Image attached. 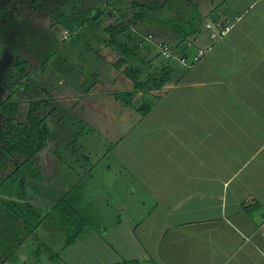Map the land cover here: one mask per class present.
<instances>
[{
  "label": "crops",
  "instance_id": "obj_1",
  "mask_svg": "<svg viewBox=\"0 0 264 264\" xmlns=\"http://www.w3.org/2000/svg\"><path fill=\"white\" fill-rule=\"evenodd\" d=\"M2 1L11 14H26L37 28L60 33V41L66 32L71 37L63 42L80 38L86 55L78 64L70 58L63 63L75 66L65 71L59 90L66 113L79 107L85 113L77 117L79 125L96 127L94 116H107L100 107L120 103L125 120L118 124L132 121L125 133L135 130L150 149L139 179L149 205H118V211L138 215L128 232L134 255L112 264H264V0H61L68 6L63 24L52 14L56 0L47 3L44 16L30 1ZM135 1L164 2L154 13L163 24L139 22L136 30L109 32L132 17ZM216 21L233 27L196 65L157 55L156 43L164 41L191 58L208 43L203 23ZM2 23L6 32L8 22ZM195 36L200 41L185 47ZM120 58L148 82L147 93H137L129 106L119 98L132 90L131 80L115 69ZM165 71L170 79L153 89L152 78ZM145 102L153 107L140 117L136 108ZM23 244L12 253L28 259L34 249L23 251Z\"/></svg>",
  "mask_w": 264,
  "mask_h": 264
},
{
  "label": "rangeland",
  "instance_id": "obj_2",
  "mask_svg": "<svg viewBox=\"0 0 264 264\" xmlns=\"http://www.w3.org/2000/svg\"><path fill=\"white\" fill-rule=\"evenodd\" d=\"M23 1H30L44 16L51 0ZM60 1L56 0L52 14L63 24V12L68 6H61ZM3 4L0 0V10L5 9ZM10 6L0 15V25L4 19L8 22L5 29L9 28L6 32L0 30V103L6 98L16 102L18 112L14 118L24 125L30 102L48 101L51 107L40 113L49 129L47 147L32 164L18 169L0 155V264H112L115 259H127L134 255L128 250L130 219L138 215L136 211L125 214L126 208L125 212L118 211V205L135 208L140 206V200L149 205L139 179L144 172L140 162L150 149L143 147L135 130L125 133L132 121L118 124L124 119L120 103L100 107L107 111V116L95 115V122L91 123L96 127L89 126L90 133L83 132L71 143L76 132L85 130L77 118L85 113L80 114L79 107L66 113L59 90L63 88L65 71L75 69L74 64L80 63L85 52L80 38L60 41V33L50 34L48 29L37 28L26 14H11ZM195 15L194 18H200ZM131 27L136 30V26L129 24ZM67 58L74 64H63ZM17 59L28 63V72H24L28 79L15 68ZM51 108L54 111L48 113ZM4 119L0 113V133L4 131ZM124 137V142L108 153ZM75 145L79 146V155L73 152ZM60 197L86 220L84 231L68 246L66 241L73 231L61 229L59 217L51 211ZM19 241L26 243L23 251L27 246L35 250L28 259L13 255Z\"/></svg>",
  "mask_w": 264,
  "mask_h": 264
},
{
  "label": "trees",
  "instance_id": "obj_3",
  "mask_svg": "<svg viewBox=\"0 0 264 264\" xmlns=\"http://www.w3.org/2000/svg\"><path fill=\"white\" fill-rule=\"evenodd\" d=\"M34 3L39 0H32ZM109 3H114V0H108ZM132 7L135 8V12L132 14L130 19L127 21L120 22L115 26L111 25L107 30L109 32H125L130 30L129 24L134 25L135 23L142 22L143 24H163L161 21L154 17L156 10L163 8L165 3L150 1L149 3H139L137 1L132 3ZM165 24V23H164ZM112 30V31H111ZM115 40V38H114ZM116 42V41H115ZM157 55L162 58L158 53ZM183 56H185L182 53ZM186 57V56H185ZM165 60L164 58H162ZM15 68L20 72L26 71V63L20 59L16 60ZM115 69L119 70L121 74L129 78L132 82V90L129 92L122 93L119 98L125 105H131L133 97L142 92L147 93V83L140 80L141 70L137 67L126 65L123 59H117L114 61ZM168 72L161 73L159 79L152 78L151 87L153 89H161L163 85L170 79ZM157 81V83H155ZM51 107L48 101H34L29 103V109L26 113L25 121L27 125L15 120L14 116L18 112V104L16 102H10L9 99L3 100L0 103V113L5 117L3 120L4 131L0 133V155L8 158L12 161L18 169L30 165L33 161L45 151L47 147V139L49 137V129L45 124V119L40 117V113ZM153 105L150 102H145L142 106L136 108L140 117H144L151 109ZM54 108H51L48 113H52ZM85 130H81L79 133L74 134V139L71 143H75L76 137L82 135L83 132L90 133L87 126L82 125ZM70 143V144H71ZM112 147V146H111ZM79 146L75 145L74 153L79 155ZM82 157V156H81ZM84 158H86L84 156ZM245 211H249L248 208H244ZM52 212H55L59 217V224L61 229H70L72 234L68 237L66 245H71L75 242L76 238L84 231L86 227V220L79 214L64 197H60L52 207ZM21 241L18 242L20 244ZM17 244V245H18ZM45 251L48 252V248L43 246ZM37 252L39 249H36ZM35 251V250H34ZM33 251V252H34ZM50 254V253H49ZM51 257V256H50ZM49 257V258H50Z\"/></svg>",
  "mask_w": 264,
  "mask_h": 264
},
{
  "label": "built area",
  "instance_id": "obj_4",
  "mask_svg": "<svg viewBox=\"0 0 264 264\" xmlns=\"http://www.w3.org/2000/svg\"><path fill=\"white\" fill-rule=\"evenodd\" d=\"M233 27L232 23L229 22H205L203 24V32H206V37L208 38V43L203 47H198L195 54L191 57H185L178 53L176 48L171 44L161 41L156 43L158 54L165 60H174L177 63L185 66L192 67L196 65L212 48V46L222 40L231 31ZM71 37V34L66 32L61 37L62 41H66ZM200 41L199 36H195L191 41L185 43V47H191L193 44ZM262 225L264 226V215L262 218Z\"/></svg>",
  "mask_w": 264,
  "mask_h": 264
},
{
  "label": "flooded vegetation",
  "instance_id": "obj_5",
  "mask_svg": "<svg viewBox=\"0 0 264 264\" xmlns=\"http://www.w3.org/2000/svg\"><path fill=\"white\" fill-rule=\"evenodd\" d=\"M33 2V1H32ZM7 99V98H6Z\"/></svg>",
  "mask_w": 264,
  "mask_h": 264
}]
</instances>
